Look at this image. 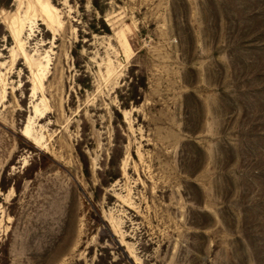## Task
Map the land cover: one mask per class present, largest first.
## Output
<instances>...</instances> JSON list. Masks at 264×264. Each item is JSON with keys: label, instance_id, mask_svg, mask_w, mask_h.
<instances>
[{"label": "rangeland", "instance_id": "rangeland-1", "mask_svg": "<svg viewBox=\"0 0 264 264\" xmlns=\"http://www.w3.org/2000/svg\"><path fill=\"white\" fill-rule=\"evenodd\" d=\"M5 1L0 264H264V0Z\"/></svg>", "mask_w": 264, "mask_h": 264}, {"label": "bare ground", "instance_id": "bare-ground-1", "mask_svg": "<svg viewBox=\"0 0 264 264\" xmlns=\"http://www.w3.org/2000/svg\"><path fill=\"white\" fill-rule=\"evenodd\" d=\"M34 3H35L34 8L36 9L35 15L37 17H39L40 19H42L44 21V23L49 27V29L54 28V26L56 24H58L59 21L57 20V17L54 14L55 7L50 3V0H34ZM21 30H23V23L21 24V28L14 30V32L16 33V36H17V38H16L17 40H19L18 38H19ZM124 36H125L124 34L121 35V37H123L122 44L125 48L126 54L128 55L129 50H130V45H129L128 40ZM20 47H22V46H20ZM42 77H43V75L41 73V76L38 75V77H37L39 80L34 81L35 83H34V87H33L32 97H34L38 91L42 90ZM38 111H39V109L37 108V113H38ZM40 113H41V111H40ZM41 114H42L41 116L43 117V112ZM26 128H28V127H26ZM28 131L29 130L26 129L22 132V134L24 136L28 137ZM31 140H32V138H31ZM32 141L35 145H37V146L39 145V142H37L36 140H32Z\"/></svg>", "mask_w": 264, "mask_h": 264}, {"label": "trees", "instance_id": "trees-1", "mask_svg": "<svg viewBox=\"0 0 264 264\" xmlns=\"http://www.w3.org/2000/svg\"><path fill=\"white\" fill-rule=\"evenodd\" d=\"M8 1L5 0H0V7L2 6H8ZM136 67V66H133ZM132 78L131 81L128 80V85L126 86L128 89L127 94L121 93L119 94V99L122 102V107L123 108H129L130 104H140L143 99V95L141 91H145L147 89V77L144 74H135L134 73V68L130 70V73L128 75V78ZM124 90V89H123ZM120 114V113H119ZM122 116V115H121Z\"/></svg>", "mask_w": 264, "mask_h": 264}]
</instances>
